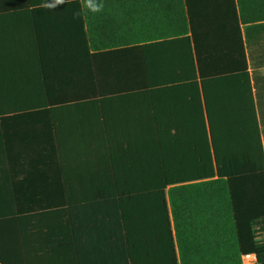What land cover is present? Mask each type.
Returning a JSON list of instances; mask_svg holds the SVG:
<instances>
[{"label":"trees","instance_id":"obj_1","mask_svg":"<svg viewBox=\"0 0 264 264\" xmlns=\"http://www.w3.org/2000/svg\"><path fill=\"white\" fill-rule=\"evenodd\" d=\"M65 1L80 18L92 67L90 51L105 48L96 44L99 32L109 41L104 36L114 25L119 38L132 34L114 44L133 45V61L117 65L119 79L176 80L192 83L193 90L167 118L160 98L152 96L141 133L97 135L96 150L84 159V180L71 185L69 198L21 196L5 180L0 264H242L246 253L264 264V147L241 29L246 26L250 45L251 32L264 29V0H167L164 21L115 24L95 20L87 0ZM223 26L230 61L211 70L213 28ZM161 39L182 44L177 75L143 51L141 43ZM215 58L221 63V54ZM29 110L63 107L5 110L0 104V158L50 156L24 149L22 136L11 133ZM94 140L85 137L86 144ZM62 153L52 152L58 158Z\"/></svg>","mask_w":264,"mask_h":264},{"label":"crops","instance_id":"obj_2","mask_svg":"<svg viewBox=\"0 0 264 264\" xmlns=\"http://www.w3.org/2000/svg\"><path fill=\"white\" fill-rule=\"evenodd\" d=\"M68 2L59 0L39 5L37 0H0L2 108H27L40 103L49 104L50 109L63 107L62 111L29 110L20 113L22 121L11 133L22 136L24 149L45 150L51 154L42 157L40 153L36 158L10 162L0 158V190L4 189L3 184L7 180L11 185L10 191L21 196L69 198L71 185L84 180L81 173L84 159L88 151L96 150L97 135L141 133L145 129L143 120L151 114L148 100L152 96L160 98L161 116L167 118L174 116L171 111L175 104L182 102L183 95L192 93V83L188 82L166 79L133 83L119 79L117 65L133 61V45L126 42L117 47L114 44L119 39L128 40L132 34L127 31L124 38H119L114 25H110L107 36H104L110 38L109 41H103L99 32L96 44L105 48L90 51L94 55L92 73L80 18L71 15ZM98 2L102 9L94 12L93 16L95 20L109 24L119 21L161 22L167 16V0ZM241 29L264 147V29L255 28L251 32L250 45L246 26L241 24ZM143 36L149 34L145 32ZM230 45V35L224 26L222 31L214 27L211 70L227 67L230 60L225 58V51ZM141 46L152 62L163 66L168 74L177 75L174 66L183 65L182 44L161 39L144 41ZM170 54L171 57L173 54V59H170ZM219 54L221 63L215 58ZM169 66L172 69H168ZM92 93L93 97L87 96ZM138 120L142 123H136ZM88 135L95 136L93 146L86 144ZM58 150L63 151L62 158L52 154ZM6 167L10 169L6 170Z\"/></svg>","mask_w":264,"mask_h":264},{"label":"built area","instance_id":"obj_3","mask_svg":"<svg viewBox=\"0 0 264 264\" xmlns=\"http://www.w3.org/2000/svg\"><path fill=\"white\" fill-rule=\"evenodd\" d=\"M242 264H260L256 253H246L242 256Z\"/></svg>","mask_w":264,"mask_h":264},{"label":"clouds","instance_id":"obj_4","mask_svg":"<svg viewBox=\"0 0 264 264\" xmlns=\"http://www.w3.org/2000/svg\"><path fill=\"white\" fill-rule=\"evenodd\" d=\"M87 7L93 12H98L102 9V4L98 0H87Z\"/></svg>","mask_w":264,"mask_h":264}]
</instances>
